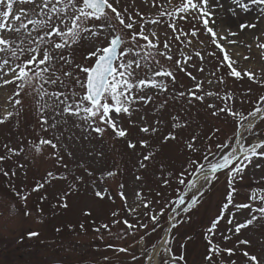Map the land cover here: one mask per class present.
Here are the masks:
<instances>
[{"label":"snow or ice","instance_id":"6c2138e0","mask_svg":"<svg viewBox=\"0 0 264 264\" xmlns=\"http://www.w3.org/2000/svg\"><path fill=\"white\" fill-rule=\"evenodd\" d=\"M144 2L159 11L152 17L139 12L133 15L128 7L122 6V0H0V89L14 86L8 98L13 109L19 107L22 110L27 99L39 129L38 139L21 142L16 148L5 145L7 153L0 155V174L8 178L9 190L15 197L7 205L8 215L31 216L27 204L31 192L43 189L54 180L68 184L58 193L54 208H68V198L78 190V182L87 183L98 200L107 197L115 203L105 182L117 177L119 165L115 170H101L98 176L95 175L90 163L93 159L98 163L104 156L103 152L95 151V142L103 143L106 138L123 141L126 150L137 156V172L146 173L150 166L156 165V157L165 145L181 143L180 133L191 124L180 111L174 110L175 114L169 111V104L179 103L180 110L187 115L199 102L211 110L213 117H231L235 122L232 134L223 141L211 143L221 131L216 127L205 137L210 143L203 148L197 144L200 137L193 134L182 141V150L188 155L180 169L170 170L163 162L159 163L157 179L174 194L169 195L162 206L164 193L156 191L153 200L141 187L134 189L129 200L124 191L125 184L120 183L116 195L123 203V211L135 223L121 219V210H114L111 224L101 223L94 231L101 233L103 230L109 238L123 239L141 229L148 230L137 241L141 245V256L133 254V261L143 258L145 264H188L184 251L177 254L174 250L173 230L191 219L190 214L200 205L205 190L223 174L228 189L225 202L203 235L206 251L197 264H237L232 257L241 245L251 247V241L239 239L233 248H224L215 237L225 214L226 222L231 226L228 232L236 237L242 230L264 222V186L250 190L246 194L248 202L244 203L236 201L235 187L237 180L244 179L250 165L264 170V138L249 141V137L255 135L256 122L264 121V95L259 97L252 111L244 114L234 110L235 96L229 90L221 94L205 90L204 85L226 86V77L247 78L264 85V74L240 69L239 61L228 47L241 43L232 37L250 32L264 58V43L260 42L264 36V0H227V6L226 0H177L176 4L173 0ZM157 16L171 21L168 23L171 38L166 34L161 41L159 28L165 21ZM177 20L192 23L193 29L185 32L178 28ZM196 25L203 27L204 35L210 40L208 44L198 41L201 50L189 54L185 49L190 48L192 38L198 36ZM174 43L178 45L176 53L173 52ZM211 46L215 51L207 50ZM245 46L250 49L252 45ZM193 57L201 63L207 57L216 60V69L210 74L214 79L200 80L188 71ZM192 67L201 73L205 71L203 67ZM221 70H226L224 75H217ZM181 73L194 82L193 87L170 91L175 89ZM217 101L221 106H217ZM149 113L153 114L151 123ZM137 114V119H133ZM14 115L19 112L7 111L0 117V124ZM162 125L170 129L167 134L162 133ZM132 129L137 130V136L133 137ZM84 143L92 147L86 149L88 159L76 163V170L82 169L86 175H77L76 170L68 167L65 158L77 161L74 149ZM45 156L66 173L56 175L49 170L43 182H37L31 192L25 194L23 189L18 190L12 182L17 172L5 170L3 162L13 157L36 159ZM17 167L24 168V164L18 163ZM135 181L143 186L145 176L137 174ZM260 183L264 185V175L260 177ZM41 199L46 200L47 196ZM37 212L42 209L37 208ZM237 214L244 219L239 220ZM83 215L91 216L92 213L85 210ZM145 218L147 222H144ZM37 223H43V220L38 218ZM120 224L124 228L113 233L112 227ZM261 226L264 227V223ZM79 227L85 231L83 223ZM55 231L60 233L62 229L57 227ZM157 232L159 239L149 245L146 236ZM221 235L225 241L231 239ZM27 237L39 238L40 232L29 230ZM100 238L104 239L103 236ZM108 247L119 253L129 252L128 248L111 243ZM241 255L245 258L244 264H264V249L259 254L243 250Z\"/></svg>","mask_w":264,"mask_h":264},{"label":"rangeland","instance_id":"374dc122","mask_svg":"<svg viewBox=\"0 0 264 264\" xmlns=\"http://www.w3.org/2000/svg\"><path fill=\"white\" fill-rule=\"evenodd\" d=\"M176 3L177 0H173V4ZM122 6L128 7L130 14L135 15L136 12H139L146 17H152L159 11L158 8L152 7L150 4L145 3L144 0H122ZM156 18L165 21L159 28L161 41L165 39L166 34L168 38H171V29L168 27V23H171V21L158 16ZM176 23L178 28H182L185 32H190L193 29L192 23L180 20H177ZM232 23L235 30V23ZM196 27L199 29L198 36L192 38L193 43L191 47L185 49L189 54L196 50H201L198 41H204L205 44H208L210 40L209 36L204 35L202 26L196 25ZM252 35L250 32H244L237 37H232V39L238 40L241 43L228 47L232 51L233 57L239 61L240 69H251L256 73L264 74V58H262L261 50L256 46V42L253 41ZM181 39H184V37ZM260 42L264 43V36L261 37ZM247 44L252 45L250 49L245 46ZM177 47L178 45L174 43V53L177 52ZM207 50L215 51V48L211 46ZM245 56L250 57V59H243ZM181 59L183 58L181 57ZM216 64V60L212 57H207L203 63L198 58L193 57L188 66V71L192 72L200 80H205V78L214 79V77H210V74L216 69ZM192 65L203 67L205 71L203 73L198 72ZM225 71L221 70L217 72V75H224ZM226 80V86L217 85L214 88L205 83V90H214L221 94L226 89L229 90L235 96L232 102L234 110L243 112L244 114L252 111L259 97L264 95V85L251 82L247 78L236 80L226 77ZM177 81L175 89H170V91L184 90L185 88L193 87L194 83L183 73L178 75ZM13 89L14 86L12 85H9L5 89H0V117L4 116L7 111L19 112V115H14L7 122L0 124V155L7 153L5 145L16 148L21 142L27 143L28 140L38 139L37 118L30 110L27 99L24 101V108L22 110L19 107L13 109L8 101ZM217 106H221L219 101H217ZM151 107L155 108V105ZM174 110L180 111L185 121L190 120L191 124L180 133L181 143L169 142V144L165 145L156 157V165L150 166L146 173L142 170L139 173L137 172V156L130 154L126 150L123 141H113L106 138V141L103 143L95 142V151L104 153L103 158L98 163L94 159L90 163V167L95 170V175L98 176L101 170H115V166L119 165L117 177L115 179H108L105 182V187L109 189V195L115 199V203H112L107 197L103 201L98 200L92 195L87 183L78 182L76 185L78 190L68 198V208H54L53 205L58 202V193L65 190L68 184L64 181L54 180L37 192H31V190L36 186L37 182H43L47 171L51 170L56 175H64L66 173L64 168L56 165L54 160L48 159L46 156L36 159L13 157L12 160L3 162L5 170L17 172L16 177L12 181L16 185V188L18 190L23 189L25 194L31 192L27 204L32 215L27 218L8 215L7 205L12 203L15 197L9 190L8 178L0 174V264H145L143 258L133 261L131 257L133 254L141 256V245L137 241L140 235H143L148 230L141 229L135 234L124 236L123 239L109 238L108 234L103 230L101 233L94 231L101 223L111 224V212L114 210H121V219L127 218L135 223L123 211V203L116 195L118 185L120 183L125 184L124 191L129 200L133 196L134 189L137 188L142 187L144 194L153 200L156 198V191H160L165 194L161 198L160 206H162L164 200L169 195L174 194L171 189L164 188L157 179L160 175L158 171L159 163L163 162L170 170H178L188 155L186 151L182 150L183 140L193 134L198 135L200 139L197 141V144L203 148L210 143L205 137L211 135L216 127H219L221 131L213 137L211 143L223 141L232 134L235 128V122L231 117L224 115L213 117L211 110L207 109L205 104L199 102L189 109L187 115L180 110L179 103L169 104V111H173V114H175ZM137 116L138 114L134 115L133 119H137ZM149 122H153L152 113H149ZM256 124L255 135L249 137V141L251 142H254L257 138H264V121L258 120ZM169 130L167 126H161L163 134H167ZM42 135L47 136V134ZM132 135L133 137L137 136L136 129H132ZM158 143L159 138H157V145ZM91 147L92 145L87 143L76 147L74 151L77 154L78 160L71 161L66 157L65 162L68 164V167L76 170L77 162L81 159H88L86 149H90ZM18 163L24 164V168L17 167ZM76 174L86 175L82 169L76 170ZM137 174L145 176L143 186L135 181V175ZM262 175H264V170L256 169L251 165L245 170L244 179L237 180L235 184L238 192L236 196L237 202H248L246 194L250 190L256 191L259 187L264 186L260 183ZM68 183H71V181ZM227 191L226 178L223 174H220L219 180L205 190V195L200 205L190 214L191 219L173 230V236L175 237L174 250L177 254L180 251H184L188 264H197L206 251V241L203 239V235L210 226L212 219L218 215L220 207L225 202ZM43 196H47V199L42 200L41 197ZM37 208L42 209V212H37ZM85 210L91 211L92 215L84 216L83 212ZM230 211H235V209H230ZM38 218L42 219L43 223H37ZM237 218L241 221L244 219L239 214H237ZM226 220L227 214H225V219L221 220L217 227V235L215 237L217 243H221L224 248H233L239 239H249L251 241V247L241 245L232 257V259L237 261V264H244L245 258L241 255L243 250L259 254L264 249V243H262L264 242V227L261 226V223L264 222L257 223L248 230H242V234L236 237L231 232H228V228L231 226L227 224ZM144 222H147L146 218ZM81 223L84 224L85 231H81L79 227ZM69 225L72 228H69ZM57 227L62 229L60 233L55 231ZM123 228L124 225L120 224L112 227L111 231L117 233ZM29 230L39 231L40 237L28 238L27 232ZM221 233L230 236L231 239L227 241L223 240ZM101 236L104 239H101ZM159 236V232L151 233L146 236V241L150 245L156 242ZM110 243L116 247H126L129 249V252L119 253L114 248L108 247ZM181 244L184 245L183 249L180 248ZM105 257L108 259H105Z\"/></svg>","mask_w":264,"mask_h":264},{"label":"bare ground","instance_id":"6f19581e","mask_svg":"<svg viewBox=\"0 0 264 264\" xmlns=\"http://www.w3.org/2000/svg\"><path fill=\"white\" fill-rule=\"evenodd\" d=\"M252 14H255V13H252Z\"/></svg>","mask_w":264,"mask_h":264}]
</instances>
